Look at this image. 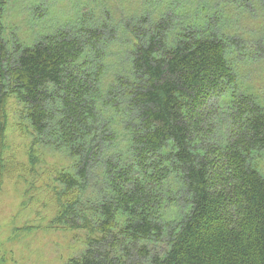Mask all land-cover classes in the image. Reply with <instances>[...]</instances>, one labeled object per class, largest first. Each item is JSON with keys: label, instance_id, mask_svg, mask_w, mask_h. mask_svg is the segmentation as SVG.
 <instances>
[{"label": "trees", "instance_id": "obj_1", "mask_svg": "<svg viewBox=\"0 0 264 264\" xmlns=\"http://www.w3.org/2000/svg\"><path fill=\"white\" fill-rule=\"evenodd\" d=\"M83 1L30 46L0 21V135L13 92L33 144L74 161L60 224L94 233L67 264H264V109L231 60L254 0Z\"/></svg>", "mask_w": 264, "mask_h": 264}, {"label": "rangeland", "instance_id": "obj_2", "mask_svg": "<svg viewBox=\"0 0 264 264\" xmlns=\"http://www.w3.org/2000/svg\"><path fill=\"white\" fill-rule=\"evenodd\" d=\"M89 7L83 0H8L0 17L1 38L9 50L15 44L30 46ZM249 10V19L242 20L245 48L242 52L237 48L231 60L240 92L251 95L264 109V7L254 0ZM26 114L15 94L7 92L1 107L0 264H67L85 251L94 233L60 224L57 197L62 189L56 178L73 172L74 161L33 144ZM255 162L264 176V150ZM181 201L176 197L178 205ZM171 206L165 210L169 215L173 214ZM166 244L161 238L149 246L159 252Z\"/></svg>", "mask_w": 264, "mask_h": 264}]
</instances>
